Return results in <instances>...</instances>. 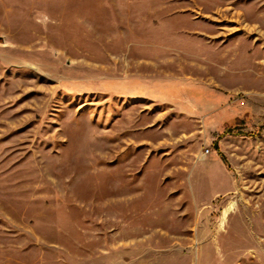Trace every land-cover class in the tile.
Returning <instances> with one entry per match:
<instances>
[{
	"label": "rangeland",
	"instance_id": "obj_1",
	"mask_svg": "<svg viewBox=\"0 0 264 264\" xmlns=\"http://www.w3.org/2000/svg\"><path fill=\"white\" fill-rule=\"evenodd\" d=\"M0 264H264V0H0Z\"/></svg>",
	"mask_w": 264,
	"mask_h": 264
},
{
	"label": "trees",
	"instance_id": "obj_2",
	"mask_svg": "<svg viewBox=\"0 0 264 264\" xmlns=\"http://www.w3.org/2000/svg\"><path fill=\"white\" fill-rule=\"evenodd\" d=\"M231 132V130H228V132L227 133H230Z\"/></svg>",
	"mask_w": 264,
	"mask_h": 264
}]
</instances>
